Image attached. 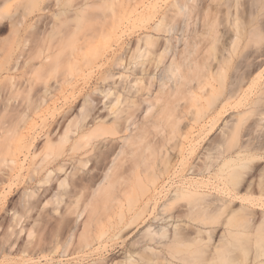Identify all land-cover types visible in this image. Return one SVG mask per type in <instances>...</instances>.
Masks as SVG:
<instances>
[{
	"label": "bare ground",
	"instance_id": "bare-ground-1",
	"mask_svg": "<svg viewBox=\"0 0 264 264\" xmlns=\"http://www.w3.org/2000/svg\"><path fill=\"white\" fill-rule=\"evenodd\" d=\"M26 1L39 5L38 14L24 6L8 16L7 36L0 20V264H264V173L257 172L264 141H241L264 86L249 97L260 72L241 84L242 110L226 118L232 86L221 63L232 54V21L226 43L217 23L203 18L200 43L217 61L214 70L176 56L175 33L195 0ZM50 69L53 80L42 73ZM17 71L26 78L11 75ZM173 78L175 87L165 90ZM146 102L155 108L152 128L127 132ZM184 115L193 123L183 129ZM195 130L200 141L213 130L220 139L196 154ZM172 149L183 166L171 163ZM92 156L102 173L97 183V172L86 170ZM24 180L29 187L9 202ZM41 222L48 232L37 233ZM238 239L251 252L235 253Z\"/></svg>",
	"mask_w": 264,
	"mask_h": 264
},
{
	"label": "rangeland",
	"instance_id": "rangeland-1",
	"mask_svg": "<svg viewBox=\"0 0 264 264\" xmlns=\"http://www.w3.org/2000/svg\"><path fill=\"white\" fill-rule=\"evenodd\" d=\"M68 1H70L71 3L72 2L75 3L74 2L75 0L74 1L73 0H67L66 2H68ZM77 1H79V0H76V2ZM195 1L198 2L197 3V8L194 11H191L190 13H188V15L186 16V18H185V22L186 23L183 26L184 27L183 30H180L177 33H175V35H178L181 38V42L179 43L180 51H178V55H176V56L179 59H181V60L183 59V57H186V56L189 57L190 56V58L194 61V63L196 62V60H199L197 62L203 63L204 69L207 68L205 65L209 64L211 66V68L216 70V68H217L216 67V62L217 61L212 59V56L208 57V54L206 52L207 46H205L204 44L200 43V38L202 36L206 35L205 22L207 20H212L215 23H217V26H216L217 31L216 32L219 35V36L217 35L218 38H220L219 41L222 40V42H226V43L228 42L229 43V41H230V37L229 36L230 35L228 33L229 31L228 32L225 31L226 29L228 30L227 26L225 27V25L228 24V22L232 21V54H231V56H229L228 58L226 57V59H224L222 61L221 67L224 70V77H222L223 78L222 80H224V84H227L228 87L232 86V98L230 99V102L232 103V109H230L228 111V114L226 115V118H230V117L235 118L237 113L240 110H242V107L239 106L240 98L242 99V93H240V91L238 90L240 85L241 84H242V86H243V84L246 85V83H247L246 81L252 80L253 77L258 72H260L259 77H257L255 79V80H257V83L249 91V97L250 98L254 97L256 92H257V90L260 87L264 86V0H195ZM27 2L28 1H26V0H7L6 2L0 4V20L3 23L6 24L5 29L2 32L3 36H7L8 32H9V25H8L9 23L7 22L8 16L14 15V14L16 15L17 13L21 12L22 9L24 8V6L28 5L29 2L28 3ZM25 3H27V4H25ZM71 3H70V5L73 4V3L72 4ZM41 4L42 3H40V5ZM32 5H33V7H32ZM32 5L28 6V7H31L33 9L36 4L35 5L32 4ZM63 5H64V3H63ZM66 5H67V3H66ZM67 6H69V4ZM26 7L27 6H25V8ZM28 7H27V9H28ZM38 7H39V5H38ZM37 8L33 9L34 10L33 11L34 15L38 14L37 13L38 12ZM98 8L96 7V10L100 11L99 9H102V6H101V8H99V9ZM92 9L93 8H91V10ZM103 10H104V8H103ZM105 11L106 12H110V9L106 8ZM90 12L91 11H89V13ZM100 12H103V11H100ZM100 12H98V13L100 14ZM94 13H97V12H94ZM90 14L94 15L93 12L90 13ZM203 18H208V19L203 21ZM138 19L139 18H136L137 21H140V19L139 20ZM137 21L135 22V20H134V22L136 24L139 23V22L137 23ZM235 21H236L237 25H234ZM202 22H204V26L202 25ZM256 28L260 29V34L251 37L250 34H251L252 30H254ZM223 31H224V33H223ZM225 32H227L228 34L225 35ZM197 34L199 36L194 37ZM234 34H236V35H234ZM221 38H223L224 40L221 39ZM195 40L199 41V44H198L199 47L198 48H192L193 46L194 47L196 46V44H193ZM173 41H174V39H173ZM219 41H217V43ZM219 44L221 45L222 43L219 42ZM218 47L219 46H217V48ZM225 47H227L226 44H225ZM191 50H194L193 51L194 53H190L189 54L188 52L191 51ZM217 51L218 50H216V52ZM218 53H220V52H218ZM185 68H186V66H185ZM52 69H54V68H52ZM52 69H50L49 71L44 70V71H42V73H44L45 77L49 76V74H53V73L55 74V72L52 73V71H54L55 69L54 70H52ZM58 71H59V73H58ZM20 73H21L20 71H17V73L16 72H12L11 75L12 74H14V75L17 74L16 76L19 77L18 74H20ZM29 73H31V72L29 71ZM29 73L27 74L28 78L30 76H32V74L29 75ZM57 73H58V75H60V70L59 69H57ZM57 73H56V75H57ZM189 73L193 74V70H190ZM25 75L23 74L22 77H21V74H20V78H22L24 80L26 78ZM36 75L39 76V74L36 72V74L33 75V77H35ZM50 76H49V78H50ZM18 77H16V78H18ZM33 77H32V79L35 80L36 78L34 79ZM51 77H52V79L50 78V80H53V76H51ZM54 77L56 79V77H58V76H54ZM46 79H48V78H46ZM37 81H40V80H37ZM216 83L218 84V80L215 82V84ZM248 84H249V82H248ZM247 85L244 86V88H246ZM174 87H175V81H174V78H173L170 81H168L167 85L165 86V90H169L170 88H174ZM158 89H159V87H157V88L153 87L154 91H158ZM19 93H21L20 94L21 98H23V97L26 98L25 94H23L24 92H19ZM19 93H18V95H19ZM18 95L16 97H18ZM17 100L18 99H16V101ZM183 103H184V101L181 102V104L179 105V108H181V105ZM154 109L155 108L151 109L150 103L146 102L145 103V108H142L138 112V117H137V120H136L137 121L136 124H132L131 126H129V129H128L127 132H130V131L132 133L135 132V130L137 129L138 125H142V126H145V127H148V128H152L151 124H152V120H153ZM254 111H257V112H252V113L248 114L247 120L243 124V128H244L243 130H244L245 134L241 138L242 142H247L249 139L252 141V143H259L260 141H264V103H262V105L260 104V105L256 106ZM258 118H260L259 121H260L261 126L259 128H256L255 125H256V122L258 121ZM203 121H204V119L202 118L200 122H203ZM190 123H193V122L190 120L189 115H184L181 118L180 126L183 129L184 128H188ZM195 125L197 126L196 123H195ZM158 134H163V132H159ZM193 135H194V141L192 143H196L197 144V146H196L197 147V151L195 152L196 154L200 151V148H202L203 146H206L210 142L211 139H214V140H219L220 139V138L218 139V136H219L218 130L217 131L213 130L211 133H209L206 136V138L204 140H201V141L199 140V138H197L198 130H195ZM151 136H152V134L150 135V137ZM39 139L34 141L35 143H33V144L34 145H38V144L40 145L42 143V140L40 139L41 142H39L40 141ZM175 141H177V138H174L169 145H171ZM186 144L189 147L190 142L188 141ZM231 149H232V147H231ZM93 153L94 152H92V154ZM200 154H201V152H200ZM93 156H92L91 161L88 163V167H86V168H88L86 170H89V172H90V169H91V171L94 170V171L91 172L92 173L91 175H94V173L97 172V170H95V168H92V166H94L93 164L95 163L94 160H93V158H94ZM169 157H170L171 163H175L176 164V168L183 166L180 163L181 162L180 161L181 158L177 155V152L175 150L172 149L170 151ZM186 157H188L190 159L191 155H187ZM92 162H94V163H92ZM23 170H22V172H23L22 175L19 176V181L17 180L20 183H22L23 179H25L23 177L26 175L25 174L26 170L25 169H23ZM84 170H85V168H84ZM259 171H260V174L264 173V161L260 162L259 169L257 171L258 174H259ZM88 174L90 176V173H88ZM88 174H87V176H88ZM209 176L210 177L206 176V178H208L213 185H220L221 181H220L219 177H215L214 175H209ZM257 176L254 175V177H257ZM263 176H264V174L262 175V177ZM260 177L261 176L259 175L258 178H260ZM101 178H102V173H101V171H98L96 173V175H95V178H94L96 183H97V179H101ZM24 182H23L24 184H20V183L15 182V183H17L16 187H15V184H14L12 186V193L10 191V193L6 197L7 199L10 200V201L8 200L9 202L14 201L12 203L16 204V202L19 199V197L23 194L22 190H25L26 187H29V185L27 184V182L25 180H24ZM120 184H118V185H120ZM17 185H20V186L17 187ZM123 185H125V184H121V188H123L122 187ZM96 186H97V184H96ZM18 188H20V189H18ZM17 189H18L19 192L17 191ZM117 190H119V188ZM208 190L209 191H215V189H213V188H210ZM61 191L62 190H60V192ZM126 191H128V190H126ZM15 192H17V193H15ZM62 192H64V191H62ZM19 193L20 194L22 193V194L20 195ZM84 194H82L83 197L80 196V199H79L80 205L83 202L82 198L83 199L85 198ZM64 195H65V198H64L63 193H62L63 198L66 200V192L64 193ZM98 212L102 213L103 211L100 208L98 210ZM83 216H84V214H82V216L78 217V221H80L83 218ZM101 216H103V215L101 214ZM46 219H47V217H45V220L44 219L43 220L45 221L44 223L47 224L48 221H50L49 220L50 217H49L47 222H46ZM105 219H103V221ZM43 220H41V221L43 222ZM42 222L38 223L37 226L40 227V228H38V230H37V227L35 228V230H37V233H39V229H40V231L42 233L45 230H47V231H45L44 233L48 232L49 226H47V227L45 226L47 229L46 228L43 229L44 227L42 228V225L44 226L45 224H42ZM105 222H107V221L105 220ZM103 223H101V224H103ZM49 224H50V222H49ZM49 224H47V225H49ZM1 232H2V230L0 229V236H1ZM242 241H243L242 239H238L236 241V243H238L240 245V247H238L236 249H232V250L235 253H237L239 251L240 254L243 256V254L246 255L247 251L251 252L248 248H251L252 246L249 244L250 247H248L249 245L247 246L248 250L244 251L245 250L244 249V247H245L244 245H246V242L245 241L242 242ZM241 245L243 246V248H241ZM240 249H242L243 254L241 253ZM237 254H239V253H237ZM61 258H63V257H61ZM64 262H66V261H63L62 263H64ZM40 264H42V262Z\"/></svg>",
	"mask_w": 264,
	"mask_h": 264
}]
</instances>
